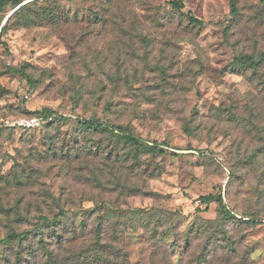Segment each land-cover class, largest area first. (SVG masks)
Instances as JSON below:
<instances>
[{"label":"rangeland","instance_id":"374dc122","mask_svg":"<svg viewBox=\"0 0 264 264\" xmlns=\"http://www.w3.org/2000/svg\"><path fill=\"white\" fill-rule=\"evenodd\" d=\"M172 1H22L26 9L0 39V238L15 229L56 241L54 223L39 226L40 217L53 221L66 209L57 227L68 237L81 235L83 221L89 231L126 226L131 264H235L247 252L264 264V158L241 168L247 161L230 150L243 135L218 123L221 106L257 98L251 72L240 74L233 61L264 51V0H237L235 16L231 0H182L183 9ZM15 8L6 2L0 27ZM24 65L33 84L14 71ZM94 117L163 152L136 158L134 147L81 125ZM259 145L247 140L242 152ZM128 177L156 196H128L120 190ZM207 194L214 201L202 203ZM221 202L243 221L211 225ZM193 224L201 234L190 255L175 234L187 237ZM153 227L161 232L155 246ZM0 255L14 263L13 246L0 245ZM25 255L23 264L41 263L33 250Z\"/></svg>","mask_w":264,"mask_h":264},{"label":"trees","instance_id":"16d2710c","mask_svg":"<svg viewBox=\"0 0 264 264\" xmlns=\"http://www.w3.org/2000/svg\"><path fill=\"white\" fill-rule=\"evenodd\" d=\"M7 1L10 0H0V13L2 12V9ZM11 1L16 8L13 10L6 22L1 25L0 39L3 32H5L10 26L12 19L22 13L27 6L26 4L21 5L23 0ZM172 4L177 9L184 8V3L182 0H174L172 1ZM231 12L234 16L238 14L237 0H231ZM97 16H99V14H97ZM187 16L191 24L199 26L202 25V21L195 15L188 14ZM233 63V69L235 70V68H238V72H240L242 75H245L249 70L251 72L252 83H254L259 88L257 98L247 106L233 105L220 107V117L218 123L233 124V129L238 131L239 135H243V139L238 142L235 148L232 145L230 154L234 153L235 156L236 153L237 158L240 159V161L242 159L247 161L246 163L241 164V168L245 169L249 165H259V157L263 156L264 158V51L256 55L241 54L234 58ZM14 71L24 76L29 84H33L32 76L26 72L25 65L19 69L14 68ZM108 106L111 109V106L113 105L112 103H108ZM43 112H46L48 115L53 113V111L47 107L43 108ZM81 125L86 128H92L99 132H106V134H109L111 138L116 137L118 142L134 147L137 150L136 158H139L143 153L156 154L163 152L157 143H149L143 137L126 130L122 125L110 124L95 117L84 119L81 121ZM184 131L186 133L192 134V130L187 125L184 126ZM227 134L228 136H231V133ZM247 140L260 143V145L256 147L254 153L249 156H246V154L242 152L243 144ZM140 166L141 165H138V167ZM233 173L235 172H233L231 169V174L233 175ZM151 176H154V174L151 173ZM129 180L130 178L128 177L125 183H123V185L120 187V190L126 192L128 196L138 197L144 195L151 198L156 196L152 192L146 194L140 187L128 185L127 182ZM213 198L214 196L212 194H207L201 196L200 201L202 203H208L210 201H214ZM218 204V213L221 217L220 222H211V225H215V223H228L230 219L243 221L242 218L238 217L235 213H233V211L229 210L223 202ZM132 211L135 212L136 215L142 216L144 218H151L153 216V214L149 213V211L146 209ZM96 213L97 212L95 210H90L87 211L86 214L91 215L90 218H92ZM128 213H130V211H128ZM66 215L67 210L61 209L54 217L53 221L46 215H42L40 217L42 222L39 226L48 227L52 222L54 223L53 239L56 241L47 240L44 232L35 233L31 230L18 231L15 229L9 231L3 238H0V245L13 246V251L15 252L14 263H12L13 261L7 255L6 258L5 256L2 257L0 255V264H23L26 257L25 254H28L31 250H33L34 258L41 260V263L36 262L32 264H131L128 258V253L124 246V234L126 232V226H123L122 223L118 222L115 224V226L111 227L109 223L106 222L105 224L100 223V226L97 230L89 231L88 226L83 221L82 229L84 230L81 232V235L68 237L65 233L59 232L57 227L59 224V219ZM150 224V222H145L143 228L147 230ZM159 227H161V225H159ZM148 231L151 233L150 238L152 241H154V246L158 241L161 242V232L157 227H153L152 230ZM200 234L201 232L196 230L193 224L188 230L187 237L180 238L179 235L175 234V242L184 239L186 242L184 253L190 254L196 244V241L200 238ZM210 242L211 241L209 240V243ZM27 243H30L29 248L26 247ZM215 246H220L218 240ZM238 251L239 248L237 247V249L233 250V253L237 254ZM158 253L159 252H156L154 257L157 256ZM248 254L249 252H247L245 257H241L240 260L234 261L229 257V259L224 262H230L231 260L232 262H235V264H253L252 260L248 257ZM168 255V252H165V256H167V258ZM171 255L172 254L169 256Z\"/></svg>","mask_w":264,"mask_h":264},{"label":"water","instance_id":"95a60500","mask_svg":"<svg viewBox=\"0 0 264 264\" xmlns=\"http://www.w3.org/2000/svg\"><path fill=\"white\" fill-rule=\"evenodd\" d=\"M12 12L7 16V18L4 20L3 24L6 22V20L8 19V17L12 14Z\"/></svg>","mask_w":264,"mask_h":264}]
</instances>
